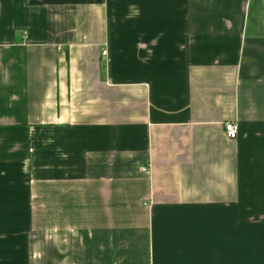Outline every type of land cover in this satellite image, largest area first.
Masks as SVG:
<instances>
[{
	"label": "crops",
	"instance_id": "1",
	"mask_svg": "<svg viewBox=\"0 0 264 264\" xmlns=\"http://www.w3.org/2000/svg\"><path fill=\"white\" fill-rule=\"evenodd\" d=\"M0 264H264V0H0Z\"/></svg>",
	"mask_w": 264,
	"mask_h": 264
},
{
	"label": "built area",
	"instance_id": "2",
	"mask_svg": "<svg viewBox=\"0 0 264 264\" xmlns=\"http://www.w3.org/2000/svg\"><path fill=\"white\" fill-rule=\"evenodd\" d=\"M226 131H227V135L230 138H237L238 136V125L234 122H230L226 125ZM143 171H147L148 168L147 167H143L142 169Z\"/></svg>",
	"mask_w": 264,
	"mask_h": 264
}]
</instances>
